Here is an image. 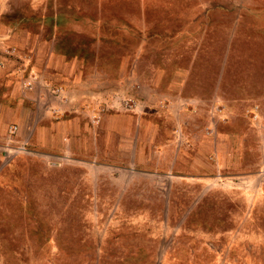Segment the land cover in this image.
I'll return each mask as SVG.
<instances>
[{"label": "rangeland", "instance_id": "1", "mask_svg": "<svg viewBox=\"0 0 264 264\" xmlns=\"http://www.w3.org/2000/svg\"><path fill=\"white\" fill-rule=\"evenodd\" d=\"M1 2L6 5L2 30L11 29L7 35L17 33L15 28H30L35 40L36 36L43 38L49 47L60 36L61 30L55 31V24L64 22L69 30L63 44L71 56L77 59L84 50L90 65L105 75V71L116 76L124 74L128 58L141 53L145 43V68L175 71L179 63L193 55L194 67L205 70L211 66L216 76L222 63L208 52L220 57L222 47L216 40L221 38L224 25L232 28L231 24L239 22L245 30L262 31L264 36V0ZM239 14L247 20L236 21ZM18 34L4 50L0 48V55L21 59L11 68L24 97L34 90H26L23 83L36 78L35 89L41 72L27 69L24 61L30 58L20 46V31ZM179 37L193 41L182 40L178 45L175 38ZM8 69L0 61V71ZM136 85L138 94L143 86ZM153 96L161 99L160 92ZM54 97L60 104L50 113L60 121L65 117L66 110L61 105L64 101ZM138 107L139 104L132 111ZM255 111L254 118L258 119L259 110ZM25 112L29 113L20 114ZM21 119L26 130L30 119ZM13 125L7 127L13 141L0 140V264H264V190L263 201H222L214 190V195L205 198L208 205L202 202L201 209L190 214L191 203L200 201H169L172 193L166 186L172 175L133 174L136 181L132 184L129 174L125 176L132 188L123 191L120 186L125 181L120 180L118 190L111 189L113 182L108 176L120 175L108 168L85 172V165L76 160L34 154L28 151L29 146L24 153L20 144L13 143L19 134L26 133L17 125L16 133H11ZM206 131L211 137L218 132L215 126ZM215 154L208 165H223ZM83 177L92 186H83ZM204 192L200 190L199 196ZM181 203L183 211L177 210ZM253 206L256 211L251 213Z\"/></svg>", "mask_w": 264, "mask_h": 264}, {"label": "crops", "instance_id": "2", "mask_svg": "<svg viewBox=\"0 0 264 264\" xmlns=\"http://www.w3.org/2000/svg\"><path fill=\"white\" fill-rule=\"evenodd\" d=\"M5 6L0 0V33L4 34L0 48L4 50L10 45L13 35H19L20 31V46L30 58L24 61L25 65L28 70L41 72V77L34 91L23 93L22 97L15 70L11 68L21 59L5 53L0 55V61L9 68L0 71V140L12 142L7 127L17 125L26 134H19L17 143L13 144H20L24 153L29 146L28 151L34 154L76 160L85 165V172L108 168L120 175L108 176L113 182L110 183L111 189L115 190H118L120 180L125 181L123 187L120 186L123 191L132 188L125 175L132 174L129 176L132 184L136 181L133 174L172 175V181L166 186L172 193L169 201H200V204L191 203L190 214L201 209L202 202L207 201L208 195H214V190L222 201H263L262 31L245 30L239 22L231 24L232 28L229 24L224 25L221 38L216 40L222 47L220 57L207 51L212 59L214 57L216 62L222 63L221 72L218 70L216 76L211 66L209 69L204 67L205 70L194 67L193 55L187 56L186 64L184 61L179 63L175 71L145 68L147 48L144 38L141 53L126 59L130 62L124 74L116 76L117 73L105 71V75L90 65L84 50L78 53L77 59L71 56L63 44L69 30L64 27V22L60 26L55 24V31L61 30L60 36L49 47L45 39L36 36L35 40L30 28H15L19 30L17 33L7 35L11 29L2 30ZM243 18L239 14L235 19ZM224 20L226 16L223 24ZM175 40L178 45L182 40L193 41L180 37ZM59 48L60 51H56ZM212 59L208 60L214 63ZM139 83L143 87L137 94L135 87ZM48 84L65 88L67 101L61 105L67 112L60 121L50 113V109L60 102L48 89ZM156 92H160L161 99L153 96ZM126 97L139 104L136 111L123 106L122 99ZM256 109L259 110L258 119L254 118ZM21 111L29 113L20 114ZM27 116L30 124L25 130L21 117ZM214 126L218 132L211 137L206 129ZM214 152L223 165H208ZM83 179V186L84 183L92 186L90 181L86 182L89 179ZM200 190L206 192L199 196ZM183 206L181 203L177 210L183 211ZM255 211L256 206H253L250 212Z\"/></svg>", "mask_w": 264, "mask_h": 264}, {"label": "built area", "instance_id": "3", "mask_svg": "<svg viewBox=\"0 0 264 264\" xmlns=\"http://www.w3.org/2000/svg\"><path fill=\"white\" fill-rule=\"evenodd\" d=\"M35 82H36V78H33L31 80L28 81V83L24 82L23 83V88H25L26 90H34V85H35ZM48 89L51 90V92L57 96L58 98H60L62 101L66 102L67 99L65 97V89L64 87H60V86H53L52 84H48ZM137 102L135 101H132V100H124L123 101V106H125L128 110H135L136 107H137ZM55 112H58L57 115L59 114V111L58 110H55ZM63 115V113H61ZM60 116V115H58ZM56 116V117H58ZM18 130V127L14 126L10 129V132L11 133H16V131Z\"/></svg>", "mask_w": 264, "mask_h": 264}]
</instances>
